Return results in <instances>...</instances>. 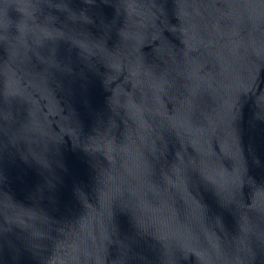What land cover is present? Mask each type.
Segmentation results:
<instances>
[{
	"label": "water",
	"instance_id": "obj_1",
	"mask_svg": "<svg viewBox=\"0 0 264 264\" xmlns=\"http://www.w3.org/2000/svg\"><path fill=\"white\" fill-rule=\"evenodd\" d=\"M0 264H264V0H0Z\"/></svg>",
	"mask_w": 264,
	"mask_h": 264
}]
</instances>
